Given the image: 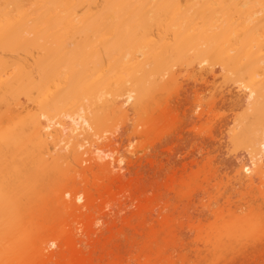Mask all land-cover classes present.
Here are the masks:
<instances>
[{"label": "bare ground", "instance_id": "bare-ground-1", "mask_svg": "<svg viewBox=\"0 0 264 264\" xmlns=\"http://www.w3.org/2000/svg\"><path fill=\"white\" fill-rule=\"evenodd\" d=\"M179 87L183 94L193 91L199 96L193 104L201 110L197 122L219 126V141L230 146L240 164L236 170L224 166L226 177L233 175L227 183L220 179L219 189L234 182L257 194V202L263 204L264 0H0V264H51L54 238H41L32 255L21 250L23 215L28 214L33 196H41L31 192L35 179L37 183L38 176L49 179L53 176L49 174H62L65 168L85 173L97 167L101 174L112 173L120 180L135 160L132 155L124 159L134 139L124 129L137 117L135 127L150 131L158 118L154 112L162 109L158 94ZM207 94L211 99H203L209 108L206 113L201 98ZM229 96L237 102L226 105L230 115L219 118L217 110L226 109ZM215 130L210 131L214 134ZM64 163L68 167L63 168ZM60 187L54 201L62 209L76 212L86 206L88 211L99 212L91 214L94 223L85 230L89 236L97 232V220L112 215L102 210L111 209L115 197L103 200L97 210L93 195L79 204L78 190ZM98 192L101 198L104 194ZM209 195L200 208L214 211L216 220L229 217L224 231L217 232L222 235L214 237L218 241L209 232L207 240L199 238L210 242L212 251L216 250L212 239L219 244L223 233L251 228L253 220L258 223L254 208L243 215L245 203L233 205L227 197L228 203L224 199L225 205L209 210L220 197L213 201V194ZM132 202V198L119 200L118 211L128 209ZM167 208L161 207L156 217L165 219ZM201 210L195 213L206 214ZM193 223L187 224L190 231L201 235V226ZM62 247L59 252L64 259L55 264H83L73 249L67 253L66 246ZM195 255L192 262L198 259ZM11 256H16L13 263Z\"/></svg>", "mask_w": 264, "mask_h": 264}, {"label": "rangeland", "instance_id": "rangeland-1", "mask_svg": "<svg viewBox=\"0 0 264 264\" xmlns=\"http://www.w3.org/2000/svg\"><path fill=\"white\" fill-rule=\"evenodd\" d=\"M179 90L180 87L177 91L171 89L167 93L162 92L158 94L157 98L161 99L162 109H156L154 112V116L158 118L153 121V128L150 131L146 133L145 127L141 125L135 127L134 123L137 117L133 118V123L129 122L128 128H126L128 131L124 129L126 131L124 132L127 133L126 135L132 136L133 134L134 136L130 147L127 148V156L124 159L127 161L128 157L131 159L133 156L132 160L135 159L134 163L136 164L133 163L132 167L128 169V173L125 172L124 177L120 180L119 178H117L118 180L113 178L114 176H111L112 173L101 174V170H98L97 167H94V170L92 168V172L91 170L90 172L86 170L85 173H82L80 170L78 171L81 173L78 171L76 173L72 171L73 169L69 168L67 170L68 173L65 171L68 169L65 168L68 167V165H65L66 163L63 164V168H65L64 175L63 173H59V175L57 174L58 172H53L49 174L50 176L53 174L50 178L48 177L49 179H47V175L38 176V183V178L36 177V185L31 189V192L33 191L35 194H40L41 196H33L32 205H30L31 209L29 206V209L26 210L28 214L23 215V219L25 220L23 225L25 237L21 242V250L26 251L27 249L26 254L32 255L34 247L40 244L39 240L41 238L51 237L54 238L55 242L52 248L55 256L51 264H55L56 261L62 258L59 252L60 245L66 246L68 252L66 249L62 250L67 253L73 249L72 252L75 251L79 259L81 258L80 260L84 259L82 260L83 264H171L174 260L176 261L175 264H264V203L262 204L260 199L257 202V194L252 193L249 189L247 190L246 187L236 186L234 182L225 184L226 187L224 186V189L222 187V189H219L222 185L220 179L221 182L227 183V178L230 179L233 175L231 173L226 177L224 166L236 170L240 164H237V161L233 158V151L229 150L230 146L228 145V147L222 141H219L218 133L221 130L217 128L219 126L214 127L211 123L205 124L204 120L199 121V123L197 122V116L201 110L193 108V104H195L194 101H198L197 97L199 96L193 93V91L183 94L184 92H181L182 90L179 92ZM208 95L210 94H207L204 98L202 97L201 100L206 98L208 100L211 99ZM236 99L232 96L230 100L228 99L229 101H223L224 107L226 108V105L232 106V104H235L234 102H237ZM201 102L203 103L202 109L208 112L207 100ZM204 104L207 106H204ZM228 107L226 109H218V113L216 111H213V113L219 114V118H222V116L224 118V116H228L231 113V111H228ZM206 113L204 114L211 115V113ZM200 127L202 130H200ZM210 130H215V133L213 132L214 134H212ZM132 150L137 154H132L130 152ZM71 164L74 165V162ZM81 166L84 167V163ZM74 173L76 175L72 176ZM92 173H95L98 178L94 177L93 179L95 175ZM70 176L74 177V182H72L73 180H71ZM27 180L32 181V177L27 178ZM228 185L230 187L227 189ZM60 186L62 188H70V190L72 188L75 191L78 190L81 196L79 204L85 203V198H88L87 196L90 195L91 199L93 195L92 198H95L92 201L94 202L95 200L93 204L95 207H98V209L96 208L97 210L101 208L103 200L115 197L117 201L113 199L116 204L113 205V200H111V209L113 207L115 209L112 212L109 207L108 210L105 209L107 207L103 208V210L100 209L102 212L105 210L103 213L106 212L107 214L110 212L112 215L108 213L110 215L97 220V223L94 224L97 232L89 236L86 229L92 223L91 219L93 218L91 216L99 212L88 211L86 206L76 212L73 211L74 213L62 209L63 207L61 208L54 201L55 194H58L57 190H60ZM100 187L104 189L101 190ZM99 190L104 194L101 198L98 197ZM103 190H105V193H108L105 194ZM120 191H123V195H116ZM206 191L207 193H205ZM249 191L255 195V198L252 197ZM209 193L213 194H210L215 198L213 201L218 199L217 196H220L222 199L225 195L222 200L219 197L217 205L213 202L211 206L214 207L209 210H215L221 204L222 206L225 205V201L227 200L233 205L245 203L249 205V208L246 210V205L243 204L242 210L244 214L241 213L245 215L254 208L256 215L252 211L259 219H256L258 223L253 220L254 225L252 224L251 228L246 226L241 231L232 234H228V231H225L226 233H223L225 235L221 237V240L219 239L218 244L216 242L218 238L215 239L218 235L217 232L223 230V226L225 227L227 222H229V217L226 216L223 219L216 220L212 214L214 211L206 212V207L200 208L201 202H205L206 204V196L208 198ZM225 197L228 199L226 200ZM131 198L133 201L131 206L121 212L118 211L119 200L129 201ZM191 198L193 200L190 205L187 200H191ZM64 199L67 200L68 197ZM108 204L111 205V202ZM88 206L90 205L88 204ZM163 206H168L163 211V215L167 216L165 219L162 216L156 217V213ZM250 206L252 207L250 208ZM143 208L147 211L142 210ZM186 208L189 210H186ZM256 208L262 209L257 211ZM201 209L204 210L202 213L206 212V214L198 216L195 212L197 211L198 213ZM260 210L262 211L261 214L259 213L260 217H258L257 212H260ZM116 211L117 213H115ZM174 211L175 213L171 215ZM185 211L188 214H178ZM150 212L154 214L151 217ZM237 213L239 214L238 211ZM26 215L27 218H25ZM254 215L250 216L254 217ZM115 216L117 217L116 220L114 219ZM195 216H198L197 220ZM189 217H191V221H189ZM192 222H194V226H201L204 231L201 235L198 234L199 231H190L187 224ZM207 232L213 238L215 237L216 241L212 239L211 242H214L216 250L212 251L213 246L209 244L210 242H202L199 239L200 237L206 238ZM84 233H87V235ZM136 233H144V235L139 236ZM206 243L208 245L204 246ZM174 247L178 249L176 250ZM196 249L198 252L201 251L200 256ZM178 250L181 251L178 252ZM192 251L198 254V259L194 260V262L192 261L195 258L193 257L195 254ZM197 254L195 255L196 258ZM178 255L183 258L178 259ZM11 257L9 260L13 263L16 256ZM63 257H67V254ZM186 258H190V262H185Z\"/></svg>", "mask_w": 264, "mask_h": 264}]
</instances>
